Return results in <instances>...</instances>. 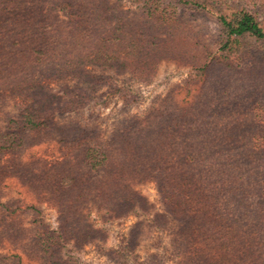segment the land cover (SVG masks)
<instances>
[{
  "label": "trees",
  "instance_id": "trees-1",
  "mask_svg": "<svg viewBox=\"0 0 264 264\" xmlns=\"http://www.w3.org/2000/svg\"><path fill=\"white\" fill-rule=\"evenodd\" d=\"M263 13L264 0H0V97L17 106L0 126V193L7 177H18L58 209L56 227L41 214L26 225L20 212H39L36 206L23 209L20 200L0 195V264H24L23 257L83 264L64 251L107 239L92 207L117 218L147 211L137 188L147 181L165 207L153 220L174 225L166 252L172 264H264V114H253L264 110V97H257L264 95V55L257 68L238 69L233 64L252 57L231 50L255 38L261 50L249 51L264 54ZM206 20L214 21V34ZM197 35L204 37L198 42ZM205 39L223 58L205 48ZM172 59L224 95L233 76L249 80L248 101H191L170 111L161 104L144 117L119 119L108 132L90 120L55 119L89 105L104 85L128 103L127 89L97 68L149 81L161 61ZM55 82L65 83L62 92L50 89ZM46 141L59 144L61 158L23 160ZM136 249L132 231L111 252L121 264H166L157 253L140 259Z\"/></svg>",
  "mask_w": 264,
  "mask_h": 264
},
{
  "label": "rangeland",
  "instance_id": "rangeland-1",
  "mask_svg": "<svg viewBox=\"0 0 264 264\" xmlns=\"http://www.w3.org/2000/svg\"><path fill=\"white\" fill-rule=\"evenodd\" d=\"M260 4L261 0H257ZM252 8V3L249 4ZM264 16V13L263 15ZM263 18V17H262ZM206 17L202 16L199 20H205ZM209 19V18H208ZM208 28L211 30L210 34L215 33L216 25L212 20H206ZM196 40L203 38V35H197ZM191 41L194 40L190 39ZM207 44V49L214 50L213 55L219 56V46L213 47L209 40H204ZM204 41L200 46L204 44ZM262 42H258L255 38H245L240 41L239 44H233L231 50H243L252 57H248L246 61H239V64H233L238 69L258 67L259 60L264 54H258V52H250L249 50H261ZM213 48V49H212ZM204 50V49H201ZM209 53V52H208ZM236 52L233 51V54ZM211 56V54H207ZM238 57V56H237ZM232 60L235 58L232 57ZM98 74L108 75L112 77V82L121 88H126L128 95V103H126L124 97H120L118 93H115L107 85H104L99 92L96 93L93 100L89 105L80 110L67 112L64 114H56L54 117L58 121L68 122L72 119L83 120L97 123L107 130H112L113 125L116 124L121 118H128L132 115H139L144 117L147 112L153 107H159L164 104V108L167 110L179 109L177 106H185L186 103L196 101L201 102L200 106H207L208 102L216 100L218 98L225 99L230 105L246 102L248 98L247 94H251L252 88L249 80L246 81L240 79L237 75L233 76V81L229 85L228 94H222V87H216L212 84H205V77L197 74L191 65L185 62L172 59L163 60L158 65V68L149 81H142L135 79L130 73L118 74L111 68H97L95 70ZM229 82L227 79L226 84ZM64 82H55L50 84V89L55 92H62ZM243 86V87H241ZM256 88V86H254ZM242 90V94H239V90ZM257 97L263 99L264 95L257 94ZM196 105V104H195ZM227 106V108L229 107ZM194 109V108H193ZM16 100L7 99L2 100L0 97V126L5 123V118L14 112H16ZM239 109H235L234 112H239ZM264 114V110L258 109L253 114ZM62 156L60 146L55 141H46L38 145L32 146L27 149L22 158L24 161L32 159L42 158L47 161H54ZM2 185L0 195H2V201L10 199L20 200V204L23 209L26 206H36L39 212L34 209H27L26 212H20L19 221L29 225V222L33 219L34 215L39 216L46 220L52 227H56L58 224V209L56 206L42 202L38 199V194L30 187L25 185L18 177H7ZM137 188L146 197L148 210L134 209L128 216L117 218L110 213H107L105 209L98 210L95 206L92 207L91 219L94 220L97 226L103 228L106 231L107 239L105 241H96L92 244H88L83 248H75L72 244H69L64 253L67 256H75L83 264H121L120 259H116L115 254L111 252V249H116L122 244H125V238L128 233L134 231V237L137 243L136 252L140 259L146 258L151 253H157L166 259V264H172V254L167 248L170 244V238L172 231L171 228L173 222L167 218V221L155 222L153 220L154 214L163 212L164 204L158 188L153 181L138 183ZM255 192V191H254ZM256 194V193H255ZM169 224L170 226H167ZM256 226V224H253ZM264 232V230H263ZM253 239L256 237V233L252 231L247 232ZM257 239V238H256ZM255 240V239H254ZM251 240L248 239L247 244H250ZM241 244H236L239 246ZM264 247V243H262ZM252 245L246 246V248H252ZM257 245L255 244L254 248ZM165 249V250H164ZM3 252H11L9 248L4 249ZM13 252V251H12ZM119 260V261H118ZM173 261V262H172ZM24 264H37L34 261H30L23 257ZM255 264H261L256 262Z\"/></svg>",
  "mask_w": 264,
  "mask_h": 264
}]
</instances>
